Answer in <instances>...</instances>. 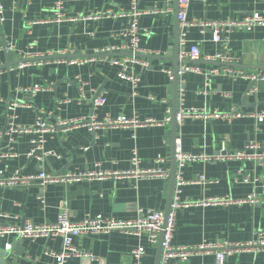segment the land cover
I'll use <instances>...</instances> for the list:
<instances>
[{"label": "crops", "instance_id": "obj_1", "mask_svg": "<svg viewBox=\"0 0 264 264\" xmlns=\"http://www.w3.org/2000/svg\"><path fill=\"white\" fill-rule=\"evenodd\" d=\"M57 0H2L5 7L0 36L13 46L10 52H0V153L15 154L3 158L0 170L7 176L20 173L33 175L86 173L88 171L132 172V157L136 151L139 170L160 168L165 174L136 178L110 176L102 180L74 183H48L8 188L0 186V224L23 226L55 223L63 208L70 219L80 222L88 217L120 220L135 219L140 209L166 212L171 191V173L175 160L176 135L186 154L217 156L222 149L241 150L247 143L264 144V122L242 118L231 123L189 117L173 126L174 101L179 91L186 92L184 108L206 112L228 113L239 109L246 113L264 112V84L248 96L252 83L225 75L208 78L206 73L222 63L206 58L223 54L234 63L230 68L249 72H264V26L253 31L235 30L224 36L223 43L213 41L209 27H193L188 33V49L198 45L202 58L198 62L203 73H187L179 78L178 91L167 71L174 73L173 56L179 41L178 0H139L137 9L140 31L139 58L148 63L144 68L129 64L128 71L140 78L135 89L119 78L120 68L111 60L130 57L127 33L134 23L131 0H63L68 18L77 21L52 22ZM110 11L117 18L85 20L96 12ZM159 11V12H156ZM163 11V13H162ZM264 15V0H193L188 19L200 23L234 22L247 15ZM227 36V37H226ZM112 51V52H109ZM66 58H88L83 65H68ZM9 54L12 58L9 59ZM52 54L42 66L19 69L23 57ZM173 58V59H172ZM9 67H5L7 65ZM181 62L179 63V67ZM13 69L12 71L10 69ZM179 69V68H178ZM39 85L42 91L34 95L23 92ZM137 93L136 95L134 93ZM229 94L230 96H226ZM104 95L106 103L94 110L93 101ZM20 101L29 107L16 109L14 120L19 127L31 126L38 118L49 117L52 124L64 120L88 119L95 114L105 117L153 119L155 126L131 129H98L86 127L70 131L58 130L46 135L42 161L28 158L34 135H7V106ZM171 113L172 121L165 122ZM158 159L164 162L157 164ZM175 160V161H174ZM205 177L207 182H199ZM249 179V183L244 179ZM184 182L178 187V181ZM178 187V188H177ZM181 201L187 205L177 212L172 243L176 247H197L202 244H247L264 239V205H202L214 198L243 200L254 193L264 195V164L255 162L188 163L181 171L177 167L176 187ZM174 194V196H175ZM15 236L0 239V250L7 253L5 264H57L51 252H60L62 239H36L23 242L24 253L18 255ZM75 246L93 258H74L66 264H131V251L143 246L146 256L142 264H156L159 242L151 244L147 236L136 237L114 231L107 235L78 237ZM170 264H216L213 254H200L186 261L173 259ZM225 264H264V249L242 250L229 256Z\"/></svg>", "mask_w": 264, "mask_h": 264}, {"label": "built area", "instance_id": "obj_2", "mask_svg": "<svg viewBox=\"0 0 264 264\" xmlns=\"http://www.w3.org/2000/svg\"><path fill=\"white\" fill-rule=\"evenodd\" d=\"M133 7V16L135 18L134 23L131 25L128 33L127 39L129 41V48L132 52L130 57H126L121 60L112 59L111 64L118 66L120 71L118 76L121 80L129 82L136 89L140 83V78L133 75L128 71L129 64H139L142 67H148V63L143 59L139 58L141 50L139 49V37L140 31L138 26V17L141 12L137 9L139 0H131ZM193 0H178L179 10H178V22H179V59L181 65L178 69V77L182 78L187 73H203L202 69L197 65H190L188 61L198 62L202 58V53L198 45H193L188 49V33L193 27H209L213 32V41L215 43H223L224 36L232 33L235 30H246L253 31L254 28L258 26H264V15L259 13H252L247 15L244 19L234 22H211V23H200L198 21H191L188 19L187 13L190 4ZM5 7L0 0V25L4 21ZM159 12V11H156ZM163 13V11H162ZM122 14L115 15L110 11L106 12H96L88 16H84L85 20L101 19V18H117L122 17ZM78 18H68L65 12L63 0H57L54 8V18L52 22L62 23L65 21H77ZM227 37V36H226ZM13 50V46L0 36V52H10ZM112 52V51H109ZM58 57L61 58L68 65H83L89 61L88 58H66L67 53H58ZM53 57L52 54H43L40 56H29L23 57V61L18 65L19 69H24L30 65L42 66L44 60ZM209 61L219 62L226 67H218L213 71L206 73L208 78L213 76L225 75L234 79H241L252 83V87L248 91V96L255 95L259 90V85L264 84V72H249L242 69L230 68L229 65L234 63L232 59L225 57L223 54H217L215 56H209L206 58ZM13 70L12 68L10 69ZM2 70H0L1 74ZM171 80L174 79V73L172 71H167ZM43 88L39 85L34 86L32 89H25L23 92L30 93L31 95L42 91ZM137 94L136 92L134 93ZM179 104L180 110L178 111L176 121L178 124H182L186 118L189 117H201L206 120H225L229 123L239 120L242 118H254L259 122H264V112L261 113H246L239 109H233L228 113L221 112H206L200 111L195 108H184L186 101V92L181 89L179 91ZM226 96H230L226 94ZM106 103V98L104 95H97L93 101V108L97 110ZM19 107H29L21 103L20 101H14L8 104V126L5 131L7 135L16 134H28L34 135L35 138L32 140L33 148L27 155L28 158H35L38 161H42L44 158L49 156H56L52 152L45 151L46 135L58 130L70 131L80 127H86L91 132H95L98 129L109 128V129H131L136 131L139 128L150 127L159 125L157 121L153 119H139L138 117L127 118L125 116L112 118L105 117L99 120L95 114L91 115L88 119H72L57 122L56 124L50 123L48 121L49 117L44 118L41 116L38 120L31 126L19 127L15 125L14 120L16 119L15 111ZM170 116L165 122H171L172 117ZM3 135L0 132V137ZM176 158L177 167L181 171L188 163L195 161H205V162H228V161H241V162H255L257 164H264V144H256L253 142L247 143L245 147L241 150L234 152H228L227 149H222V153L217 156H194L186 154L182 150L180 141L176 140ZM17 155H1L0 162L3 158H14ZM157 164L164 162L163 159H158ZM140 159L136 151L132 157V166L134 169L132 172H109V171H88L86 173H63V174H47L46 172H40L33 175H22L20 173H15L14 175L7 176L4 171L0 170V186L15 188L19 186H31L37 184L41 187L48 183H74L84 180H102L110 176H133L136 178L151 177L154 175H163L165 172L160 168L139 170ZM199 182H207L205 177H201ZM244 182L249 183V179L245 178ZM184 182L179 180L178 187L183 185ZM177 187V188H178ZM179 189L173 198V202L168 215L166 216L163 211L154 210H143L140 209L138 212V217L129 220H120L115 218H105L102 216L95 218H86L80 222H73L70 219L69 210L63 208L58 214V219L55 223H44L36 224L31 221L25 222L23 226L17 225H4L0 224V239H4L8 236H15L19 240H36L40 238L62 239V249L60 252H51L50 256L54 257L57 264H66L68 260L74 258H93L86 252L78 249L74 241L78 237H94L99 235H107L111 232L118 231L126 235H132L136 237L147 236L148 241L151 244H157L160 241L161 235H163L162 240V255L160 264H170L173 259H181L183 261L188 260L191 257L200 254H213L216 258V264H225L229 256L233 255L242 250L249 249H264V239H259V241L254 243L239 244V243H219V244H202L197 247H176L172 243L173 234L176 228V217L177 212L182 208L186 207L179 197ZM202 205H213V206H228V205H264V195L258 196L254 193L248 195L243 200H231L228 198H214L201 203ZM131 264H142L143 258L146 256V249L143 246H138L134 248L131 253Z\"/></svg>", "mask_w": 264, "mask_h": 264}, {"label": "water", "instance_id": "obj_3", "mask_svg": "<svg viewBox=\"0 0 264 264\" xmlns=\"http://www.w3.org/2000/svg\"><path fill=\"white\" fill-rule=\"evenodd\" d=\"M178 15V13H177ZM9 59L12 58V55L9 54ZM173 56L176 58V60H173V61H177L175 62V65H174V85L176 87V90L178 91V84H179V77H178V68H179V63H180V59H179V43L177 41V45L175 47V51L173 52ZM173 59V58H172ZM11 66L10 64L5 66V67H9ZM177 114H178V106H177V96L175 97V101H174V111H173V126H174V129L176 128V118H177ZM172 142L175 146V150H176V135H174V137L172 138ZM174 157H175V160H177L176 158V151L174 153ZM174 160V161H175ZM176 173H177V167H176V163L174 164L173 166V169H172V173H171V191H170V196H169V206L167 207V210L165 212L166 216L168 215L169 211H170V208H171V205H172V202H173V198H174V194H175V187H176ZM162 240H163V235H161L160 237V241H159V250H158V253H157V257H156V264H160V261H161V255H162ZM23 240H19L15 246H14V251H16V253L18 255H22L24 253V248H23ZM7 256V253H5L4 251L0 250V264H5L4 263V257Z\"/></svg>", "mask_w": 264, "mask_h": 264}]
</instances>
